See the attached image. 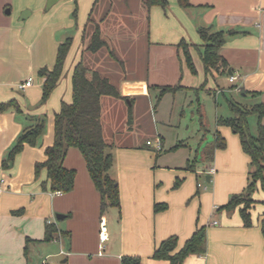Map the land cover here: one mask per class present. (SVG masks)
Masks as SVG:
<instances>
[{"label":"crops","instance_id":"crops-1","mask_svg":"<svg viewBox=\"0 0 264 264\" xmlns=\"http://www.w3.org/2000/svg\"><path fill=\"white\" fill-rule=\"evenodd\" d=\"M48 1L0 0V102L15 100L23 111L18 114L10 108L0 113V264H38L34 258L42 255H45L42 262L62 257L53 264H121L124 256L140 257L145 264H170L152 259L157 246L177 236L179 250L199 227L207 229V254L189 256L184 264H264L261 230L264 199L254 198L262 204H255L250 211L251 228L244 226L239 210H219L247 185L250 158L246 154L243 156L238 147L234 155L215 152L213 160L205 154L215 140L203 150L200 162L207 182H213L203 187L197 173H193L197 163V158L196 163L193 162V151L180 160H161L166 147L160 135L152 140L154 145L144 148L137 141L118 145L115 150L111 149L116 167L113 165L110 176L118 180L120 208L110 207L104 212L101 211L100 193L81 152L70 149L65 167L77 171L74 190L67 194L43 191V184H47L48 190L50 187L47 170L42 169L36 178L35 166L46 160L45 150L54 143L55 114L60 112L63 103L73 102L72 78L76 65L83 60L84 33L102 0L97 3L96 0H57L51 7ZM167 1L166 9L160 6L145 9L148 94H156L158 99L161 88L179 85L182 89L177 94L205 91L217 99L227 89L233 101L243 97L252 102L247 106L264 103V0H189L191 7L187 9L181 8L177 0ZM141 5L143 7V0ZM75 9L76 19L73 17ZM111 14L112 9L100 21L101 35L107 42L114 40L104 29ZM209 26L246 34L227 37L219 54L228 63V72H212L205 85L204 65L196 46L203 51L204 43L198 29ZM68 38L73 39V45L63 76L48 102L39 105L44 78L38 73L43 68L54 69L59 46ZM183 40L190 46L197 75L188 69L183 51L178 48ZM102 75L113 84L128 81L124 73L118 79ZM231 76L237 79L231 82ZM30 78L32 86L20 91L18 84ZM224 78L229 82L227 88L219 83ZM133 81L138 84L137 78ZM107 101L122 106L123 100L102 99L104 136L107 144L114 147L112 137L107 136L111 122L105 123L104 119ZM133 106V101L125 106L128 115L130 109L134 114ZM157 113L156 107L155 115ZM27 114L48 116L46 143L40 148L25 146L14 165L5 169L3 161L27 127ZM135 120L134 115L133 124ZM215 120L213 139H216V132L221 135L225 131ZM207 132L210 134L209 127L201 128L198 136L201 142L206 140ZM225 134L228 137L227 131ZM178 140L177 147L181 142L180 138ZM177 180L181 183L175 188ZM156 204H167L168 208L155 213ZM58 215L64 217L59 219ZM214 221L219 224L213 225ZM48 224L54 225L57 233L52 241L44 242ZM102 233L106 236L104 241Z\"/></svg>","mask_w":264,"mask_h":264},{"label":"trees","instance_id":"trees-1","mask_svg":"<svg viewBox=\"0 0 264 264\" xmlns=\"http://www.w3.org/2000/svg\"><path fill=\"white\" fill-rule=\"evenodd\" d=\"M99 0H96V3ZM181 8L187 9L191 7L189 0H177ZM143 4L147 9L153 6H160L166 9L169 6L167 0H143ZM73 17L77 18V9L73 12ZM198 33L204 43L203 51L199 47L196 49L200 52V56L204 65L206 82L208 76L212 72L219 74H227L228 63L224 60L219 52L225 45L227 37L246 32H238L236 30H217L214 26L200 27ZM85 34V33H84ZM73 39L68 38L59 46L57 62L52 71L43 68L39 71V76L44 78L43 95L40 105H44L50 99L52 93L57 88L60 79L63 76L65 63L71 47ZM107 41L101 37V28L96 26L92 35L90 50L98 52L108 47ZM183 51L185 63L193 75H197L190 46L183 40L178 45ZM115 55L114 53L111 54ZM73 102L71 104L63 103L59 113L54 118V143L46 148V160L36 163L35 175L39 177L41 170H47V178L49 181V190L47 184H43V191L52 193L67 194L74 190L77 171L65 167V160L70 149H78L86 164L89 175L101 196V211L106 209L120 208V194L117 181L110 176V171L114 165V156L111 152L112 145L107 144L104 136V128L102 123V99L103 97H111L122 99L118 88L111 82L108 77L103 76L99 71L87 68L83 60L75 67L73 78ZM234 88V87H233ZM232 88V89H233ZM182 89L177 85L174 87H163L159 99L166 93H176ZM231 116L219 117L217 119L218 126H229L234 133L238 134L244 153L250 158L248 182L245 190L240 194L231 196L229 202L220 207L219 210L234 212L239 210L240 216L246 228L253 227L251 217V209L256 204L253 194L261 185L264 191V103H258L253 106H247L236 101H229ZM13 108L18 114L23 111L17 101L13 100L7 103L0 102V113ZM256 114L258 116L257 134L253 135L248 126V118ZM30 125L19 135L14 145L8 152L6 159L3 161L5 169L11 168L16 157L23 152L25 146H37L40 137L44 133L46 126V117L30 116ZM132 109L129 111V125L132 123ZM28 120V118H27ZM201 128L205 130V124L201 123ZM225 139L216 132V139L212 147L206 152L209 160L214 159V153L217 148H226ZM190 168V167H189ZM177 180L175 188L180 185ZM264 205V202H263ZM167 204H156L155 213L165 211ZM261 230L264 237V218L261 222ZM57 229L54 225L46 226L44 242H50L54 239ZM30 240L28 239L27 242ZM179 239L172 236L164 240L157 248L152 256L156 261H168L170 264H184L185 260L192 255L205 256L207 254V229L199 227L191 236L185 245L178 250ZM27 253V248L25 249ZM121 264H145L140 257L124 256Z\"/></svg>","mask_w":264,"mask_h":264},{"label":"rangeland","instance_id":"rangeland-1","mask_svg":"<svg viewBox=\"0 0 264 264\" xmlns=\"http://www.w3.org/2000/svg\"><path fill=\"white\" fill-rule=\"evenodd\" d=\"M141 2L142 0H102L97 7L90 26L85 32V37L82 42L83 63L87 68L100 71L101 74L109 75V77L115 79L121 76L123 77V73L127 74V76H125L128 79L127 83L122 84V82H115L114 84L122 96L121 100H123V105H112L110 101L104 104L105 123L109 120L112 127L108 129L107 136L112 137L111 142L115 143L116 146L113 147V150H115V147L117 148L118 145H122L123 143L130 144L136 141L138 145L144 148L147 146L148 139L152 141L156 139L157 135H160L164 138L166 147L161 160H180L184 155L191 154V151H193V162L196 163L195 158H197L196 170L193 173H197L198 182L203 187H209L213 182H207V174L205 173L203 163L200 162L201 154L203 150L212 145L215 140L213 139V133L216 129L215 118L218 119L219 117L226 118L231 116L229 101L233 100L231 94L226 89L229 82H227L225 78L220 79V85L226 87V90L225 94L219 95L217 99L215 97H210L205 91L187 94L176 93L175 95L166 94L160 101L159 98H156V94H148L145 85L147 72L148 24L145 18L146 7L144 4L142 7ZM110 9H112V14L108 18V23L104 29H107L106 35L114 40L113 42L108 41L107 43L109 46L101 51L96 53L92 52L90 50L92 35L95 32L96 26H100L101 19ZM101 37L105 40L102 35ZM112 53H114L115 58L111 55ZM135 78L138 79V84L134 83L133 80ZM210 81H214L213 78H210ZM125 95H127V97ZM129 101H133L134 103V114L132 113V117L135 115L136 118L135 123H131L130 125H128L129 115L126 111L127 109L125 110V106L130 105ZM236 101L244 105L252 103L251 100L246 101V98L243 97H237ZM156 107L158 113L155 115ZM30 116L31 115L27 114V125L31 123ZM43 116L46 117V126L37 146H35L37 148L42 147L46 143V136L49 134L48 116ZM154 118H157L159 121L156 122ZM202 122L210 129V134L207 132L206 136L204 135L206 138L205 141H207L208 144L205 141L201 142V137H198L200 136ZM248 126L251 133L256 135L258 126V116L256 114H252L248 118ZM130 127H133V131H130ZM221 128L225 130L221 135L226 139L227 148L226 150L217 148L215 150L216 154L217 152H230L234 155L238 147L241 154L245 156L239 135L234 133L229 126L224 125L221 126ZM226 131L228 132V137L227 134H225ZM179 138L181 142L177 147L176 142L179 141ZM182 142H184V145ZM168 147L171 148L168 149ZM171 156H174V158ZM221 162H223V160L220 161V163ZM115 165L116 159L114 156V167H116ZM248 172L249 164H247L246 178ZM246 182H248V179ZM253 197L255 199H264V191L260 184L253 194ZM261 204L262 203L256 201V206H260ZM44 256L45 255H42L40 258L34 259H36L38 264H53L56 260L60 261V258H62L60 256L55 260L47 258L42 262Z\"/></svg>","mask_w":264,"mask_h":264},{"label":"built area","instance_id":"built-area-1","mask_svg":"<svg viewBox=\"0 0 264 264\" xmlns=\"http://www.w3.org/2000/svg\"><path fill=\"white\" fill-rule=\"evenodd\" d=\"M236 79H237V77H235V76H231V77H230V81H231V82H234ZM32 84H33V79L30 78V79H28L27 81H25V82H21L20 84H18V89H19L20 91H25V90H27L29 87H31ZM147 145H149V146L154 145V142H152V141H148V142H147ZM158 148L160 149L159 146H158ZM218 224H219L218 221H214V222H213V225H218ZM103 230H104V229H103ZM101 238H102V240L104 241V240L106 239V236H103V233H102V234H101Z\"/></svg>","mask_w":264,"mask_h":264},{"label":"water","instance_id":"water-1","mask_svg":"<svg viewBox=\"0 0 264 264\" xmlns=\"http://www.w3.org/2000/svg\"><path fill=\"white\" fill-rule=\"evenodd\" d=\"M56 1H57V0H49V1H48V7H51ZM57 217H58L59 219H61V218L64 217V216H62V215H58Z\"/></svg>","mask_w":264,"mask_h":264}]
</instances>
